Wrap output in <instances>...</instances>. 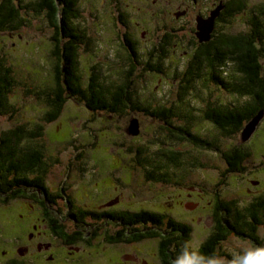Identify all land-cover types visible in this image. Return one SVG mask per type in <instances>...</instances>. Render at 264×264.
<instances>
[{"label":"rangeland","instance_id":"374dc122","mask_svg":"<svg viewBox=\"0 0 264 264\" xmlns=\"http://www.w3.org/2000/svg\"><path fill=\"white\" fill-rule=\"evenodd\" d=\"M21 1L29 4L37 0ZM164 3L166 8L154 7L150 0L149 3L78 0L74 6L78 13L74 24L86 34L78 57L82 84L86 85L94 73L105 86L129 81L135 101L144 106L172 108L173 126L188 125L194 133L212 140L218 136V130L203 120L206 104L231 106L244 99L213 84L206 69L205 72L201 69L200 77L186 88L182 77L196 49L192 32L196 22L193 17L192 23L188 18L175 19L171 12L177 5L171 6L172 1ZM262 4L264 0H246L243 10L227 22H218L217 33L248 32L252 10ZM126 5L130 7L127 9ZM116 10L123 12L125 25L119 22ZM24 13L21 27L0 30V57L10 66L15 80L9 93L14 111L0 114V134L16 124L40 121L54 84L50 55L53 29L45 15L31 10L21 11L22 16ZM135 23L138 28L134 27ZM133 28L136 31L132 32ZM165 29L172 32V41L162 72L145 71L141 65L130 68L133 57L123 44L122 33L135 38L137 57L134 59L143 64L146 52L159 41ZM261 62L264 73V58ZM228 70L233 72L232 67ZM132 118L139 122L137 135L128 132ZM169 130L173 129L141 110L129 109L113 115L91 111L82 102L68 98L60 116L46 124L44 137L38 141L49 164L46 186L61 196L52 206L58 215L53 216L47 210L45 213L38 202L26 197L0 203V264H11L13 259L20 264H160L157 239L109 244L104 241V234H113L111 225L102 226L97 236L89 239L90 243H62L49 231L45 214L58 219L72 234L73 209L67 206L65 195L75 206L85 208H101L113 200L114 210L164 212L191 225L188 245L195 250L213 227L217 193L222 200H236L241 207L264 194V114L246 141H241L240 132L230 136L219 134V151L197 148L169 136ZM239 145L249 149L250 156L242 171L226 174L221 151ZM168 149L179 153L175 162H161L156 157V153ZM258 234L263 240L261 245L247 238L229 236L220 243L216 257H223L231 264L226 254L240 259L246 250L264 247V223Z\"/></svg>","mask_w":264,"mask_h":264},{"label":"trees","instance_id":"16d2710c","mask_svg":"<svg viewBox=\"0 0 264 264\" xmlns=\"http://www.w3.org/2000/svg\"><path fill=\"white\" fill-rule=\"evenodd\" d=\"M77 1L37 0L22 4L21 0H0V30L21 27L27 13L22 16L23 10L45 15L53 29L50 55L53 60L54 79L46 99L47 109L43 112L40 121L31 125L16 124L0 134V203L6 204L8 201L26 197L38 202L45 213L47 210V213L53 216L58 215L52 206L61 196L50 192L46 186L45 179L49 164L44 158L43 146L38 141L44 137L46 124L60 116L68 98L82 102L91 111L113 115H120L129 109L141 110L147 115L157 117L165 126L173 129L169 130V136L185 140L197 148L215 151L220 150L217 143L219 134L223 136L235 135L239 132L241 134L243 127L251 118L261 110L264 112V73L261 62L264 58L263 4L252 10L253 14L248 22L249 30L244 34H226L217 31L213 34L212 31L210 40L200 43L193 32L194 28L192 29L197 44L184 68L182 81L184 85L186 84V88L191 86L196 77H200L201 69H204V72L206 69L208 78L213 84L244 99L242 103L231 106L206 104L202 113L203 120L218 130V136L215 135L212 140H208L194 133L188 125L173 126L171 119L175 113L172 108L144 106L135 101L129 81L124 80L121 84L105 86L99 82L97 74L94 73L90 74L86 85L82 84L78 57L79 49L84 47L82 44L86 34L74 24V20L78 17L74 9ZM245 6L246 0H234L221 12L220 21L227 22ZM129 7L130 5L127 9ZM116 11L119 22L125 25L123 12ZM136 25L137 23L134 27ZM133 31L136 30L133 28ZM171 33L166 29L163 31L159 41L146 52L147 56L143 64L138 59H134L137 57V53L134 52V46L137 45L135 38L125 32L122 33L123 44L133 57L130 59V68H138L141 65L145 71L161 73L162 63L168 56V46L172 41ZM229 67L233 68V72L228 70ZM14 81L10 66L0 57V114H12L14 111L9 103V93ZM155 155L161 162L169 160L175 162L179 153L168 149L161 150ZM221 155L226 163V174L240 172L244 169L243 163L250 156V150L243 145L232 146L222 150ZM151 161L152 159L149 160ZM217 194L212 211L213 227L195 250L188 245L192 231L188 223L167 216L161 211L114 210L111 208L114 204H109L116 202L113 200L106 202L101 208L94 209L75 206L72 199L65 195L67 206L73 209L70 212L74 222L72 234L65 230L58 219L48 214L45 216L51 234L65 245H74L80 241L90 243L89 239L96 237L98 230L106 225L113 226V234H104V241L109 244L157 239L160 264H175L185 247L202 257H216L220 243L229 236L247 238L261 245L263 240L258 230L264 223V194L257 196L244 207L239 206L236 200H222ZM226 255L230 261L234 259L229 254ZM11 264L20 263L13 259Z\"/></svg>","mask_w":264,"mask_h":264},{"label":"flooded vegetation","instance_id":"af4514ba","mask_svg":"<svg viewBox=\"0 0 264 264\" xmlns=\"http://www.w3.org/2000/svg\"><path fill=\"white\" fill-rule=\"evenodd\" d=\"M145 1L149 3V0H145ZM167 1L169 4L170 1H172L171 6L173 4L177 5V9L171 12L175 19L183 20L188 18L191 21V23H192V17L194 18V22H197V19L199 20L201 18L208 17L214 8L220 5L223 6L219 15L215 18L214 21V28H213V34H214L217 30V24L220 21L221 12H223V9L226 6L233 3L234 0H150V3L157 8L159 7L166 8L164 2ZM195 31H196V24L193 32Z\"/></svg>","mask_w":264,"mask_h":264},{"label":"water","instance_id":"95a60500","mask_svg":"<svg viewBox=\"0 0 264 264\" xmlns=\"http://www.w3.org/2000/svg\"><path fill=\"white\" fill-rule=\"evenodd\" d=\"M222 8H223V6L220 5L216 8H214L208 17L201 18L199 20L197 19L195 36L200 43L210 40L211 33L213 31V28H214L215 18L219 15ZM177 15H179V14H177ZM263 114H264V112L262 110L259 111L253 118H251L246 123V125L243 127V129L241 131L242 141H245L254 132L259 121L263 117ZM128 132L131 135H137L139 133V122L136 118L131 119V122L129 123V126H128ZM109 204H113V203L111 202Z\"/></svg>","mask_w":264,"mask_h":264},{"label":"clouds","instance_id":"9594fccd","mask_svg":"<svg viewBox=\"0 0 264 264\" xmlns=\"http://www.w3.org/2000/svg\"><path fill=\"white\" fill-rule=\"evenodd\" d=\"M175 264H229L223 257L206 258L195 252H190L187 247L182 249ZM231 264H264V247L248 249L240 259L234 258Z\"/></svg>","mask_w":264,"mask_h":264}]
</instances>
